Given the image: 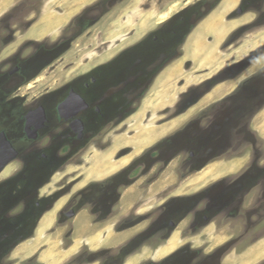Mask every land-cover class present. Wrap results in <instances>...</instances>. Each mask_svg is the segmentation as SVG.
I'll return each mask as SVG.
<instances>
[{
    "label": "flooded vegetation",
    "instance_id": "obj_1",
    "mask_svg": "<svg viewBox=\"0 0 264 264\" xmlns=\"http://www.w3.org/2000/svg\"><path fill=\"white\" fill-rule=\"evenodd\" d=\"M194 2L184 3L174 14L157 22L156 27L147 30L127 47L114 55L109 53L103 62L86 69L78 68L71 78L58 85L36 83L32 59L42 51L51 54L44 41L30 39L28 44L33 51L24 59L18 51V55L14 53L0 60V264L19 245L32 239L42 216L61 198L68 196L58 218L64 215L74 219L80 211L88 210L89 194L92 196L96 188L108 184V190L101 197L104 201L95 199L92 204V209L101 206L100 211L90 214L94 218L97 213L102 215L96 223L103 225L120 215L116 213L115 205H121L128 193L134 196L132 187L142 177L145 179L141 190L149 192L154 188L156 201L164 194L169 195L159 205L161 216L150 227L138 230L131 226L132 218L142 215L136 210L118 220L113 231H152L154 234L150 239L155 237L157 242H164L156 252L167 246L174 231H179V225L184 221L185 227L180 231L186 232H183L182 242L177 248L158 258L146 259L141 264H223L228 252L235 249L244 237L228 239L213 247L206 246V243L195 247L191 239L204 231H264L263 164L245 162L235 173L210 181L191 193L174 194L176 186L189 176L223 161L219 157L227 150V131L240 125L241 116L245 117L249 104L260 93L253 88V91L247 90V83L240 91L244 96L241 106L230 115L221 114L224 110L219 109L222 112L212 117L209 113L214 107H211L187 119L159 141H154L103 181H90L72 193V188L82 178L72 182L79 175L70 178L65 174L56 190L44 191L46 187L50 188L57 171L65 170L68 163L84 155L89 147H98L100 140L110 136L114 140L123 134L121 131L111 133L117 128L128 127L127 122L139 112L150 90L161 82L170 66L183 57L189 36L218 5L211 8L209 0L197 5ZM203 7L211 9L203 15ZM259 9H255L256 13ZM185 10L193 11V16L188 18L180 14ZM238 10V14L243 13L241 7ZM172 17L176 18L174 22L170 21ZM233 34L227 37L226 42L234 38ZM13 37L7 35L2 38V52L12 43ZM60 42L50 48H57ZM225 44L227 47L231 43ZM182 95L175 105L177 116L168 118L167 122L184 114L188 109H185L186 105L192 107L200 99L194 98L190 103L186 101L181 112ZM263 100L264 97L260 102ZM233 113H237L233 116L235 121L231 117ZM162 125L164 122L157 124ZM123 150L126 151L116 162L133 152L125 148L117 154ZM234 158L244 159V154L239 153ZM170 167L177 176L173 183L167 182L168 178L162 179ZM122 187L124 192L118 193ZM139 191L135 190V196L140 195ZM111 202H114L111 211L105 213ZM28 231L32 233L28 235ZM136 240L140 241L141 237ZM259 240L260 237L255 239L256 242ZM82 256H79V262L84 264ZM103 260L98 262L105 264L109 259ZM255 264H264V259Z\"/></svg>",
    "mask_w": 264,
    "mask_h": 264
},
{
    "label": "rangeland",
    "instance_id": "obj_2",
    "mask_svg": "<svg viewBox=\"0 0 264 264\" xmlns=\"http://www.w3.org/2000/svg\"><path fill=\"white\" fill-rule=\"evenodd\" d=\"M202 1L207 0H0V41L7 35L14 36L12 43L3 52L0 50L2 52L0 60L14 53L18 55V51L20 57L24 59L33 51L29 47L30 39L27 38V33L32 27L42 24L38 26L42 33L35 40L44 41L45 45H48L46 50L51 51V54L42 51L40 52L43 53L42 55L38 53V56L32 59L34 76L37 85L47 83L58 85L63 80L71 78L78 68H89L96 63L105 61L109 53L114 55L127 47L144 35L147 30L153 26L156 27L157 22L163 21L174 14L184 3L194 2L197 5ZM209 1L211 2L209 7L213 8L218 4L217 9L223 0L220 3L219 0ZM240 1L238 0L237 5L231 13L225 16L226 18L223 17L224 19L222 18L218 24H212L208 27L210 31L202 39L201 48L195 61H187L182 64L184 76L176 83V86L178 88L182 87L183 90L177 95L173 105L162 112L155 113V117L157 120L160 119L159 121H145V119L149 120L153 117L152 113L148 112L142 122V126L145 128H153L152 134H158L157 142L187 119L199 115L202 111L209 110L211 107H214L212 112L209 111L212 117L223 110L221 114L225 112V114L230 115V112L236 111V108L241 106L242 100H244V96L240 92L243 85L249 84L247 90L250 88L251 91H260L249 104L245 117L241 116L240 125L227 131V138L229 139L226 146L227 150L219 157L223 161L210 165L199 174L189 176L187 180L176 186L175 195L191 193L210 181L217 180L227 174H233L245 162L252 161L264 165V100L260 102L264 97L262 94L264 92V75L260 76L264 73V0H244L243 4H240ZM209 7H203L201 13L206 14L211 9ZM240 7L243 9L242 14H238L240 13L238 10ZM257 8H260L258 13L255 10ZM180 14H185L186 17L190 18L193 16V11L185 10ZM175 19V17H172L170 21L174 22ZM257 19L259 22H257ZM38 22L42 23L38 24ZM45 22L46 24H44ZM42 29H45V32ZM232 33H234V38L226 42L227 37ZM58 41L61 42L57 48H50ZM225 43L231 44L225 47ZM236 74L240 75L234 79H229L234 75L236 76ZM164 78L161 82L158 80L159 83L150 90L143 103L152 102L155 97L157 98L156 88L160 89L161 85L167 80ZM170 81V79L167 80L168 85L171 84ZM180 95H182L181 106L186 101L192 102L194 98L196 100L197 98L200 99L196 103L193 102L192 107H188L189 104L186 105L185 109H188L185 110L186 112L184 111V114L167 122L168 118L177 116L174 111ZM225 97L228 98L225 99ZM141 107L139 111H141ZM219 109H222V111ZM183 110L184 106H182L181 112ZM235 114L237 113L231 115L233 121H235L233 119ZM160 122H164V125L157 126ZM128 123L132 124L130 120L127 125ZM124 127L117 128L111 134L121 131L123 133L121 135L133 136L131 133H126L129 131V125ZM113 138L110 136L100 140L98 147L97 145L89 147L84 155L76 157L68 163L65 170L57 171L50 188L46 187L44 191L47 193L49 190H56L65 174L71 178L81 174L82 169H88L85 161H88L95 154L102 155L110 150ZM128 149L130 147H127ZM124 151L126 150L114 156L115 163ZM239 153L244 154V159L234 158ZM144 179L145 177H142L139 179V183L135 185L136 187H132L134 196H130V193H128L122 200L121 205L119 203L115 205L116 213H120V215L113 221L100 225L101 223L96 222L102 215L97 213L96 218L90 215L91 212L100 211L101 206L92 209V204L95 199L104 201L101 197L109 188V185L106 184L103 187L96 188L92 196L89 194L88 203L86 204L88 210L80 211L74 219H68L64 215L58 218L60 212L56 214L52 228L45 232L48 237L44 236V233L42 247L40 246L31 257L17 259L14 253L19 248L17 247L3 259L2 263L43 264L41 261L45 253L48 252L47 250H54L53 252H57L56 255H59L56 264H81L79 262L80 255H83L84 264H100L99 259H104L103 261L109 259L105 264H141L146 259H155L169 253L182 242L181 237L183 232L186 231L180 230L185 227L186 221L179 225V231H174L167 246L158 252L155 251L156 248L164 242H157L155 237L150 239L154 234L152 231H113V227L118 220L136 210L139 211L138 214L142 215L137 216L135 219L132 218L131 226L138 228V230L150 227L154 220L161 216L162 211L159 205L169 195L164 194L161 199L156 201L154 188H151L149 192L141 190V183ZM162 179H167V182L173 183L177 180L176 171H173L170 167L165 171ZM76 181H79V178L72 182ZM195 187L197 188L194 189ZM135 190H141L142 193L139 191L140 195L135 196ZM123 192L124 187L118 191L121 194ZM66 197L68 200V196ZM113 204L114 202H111L105 208V213L111 211ZM104 205L106 206V204ZM79 221L85 224L88 231L77 237L76 225ZM101 228H105V231H100ZM235 228L240 229V226L235 225ZM96 232L99 233L95 237L83 243L87 237ZM31 233L32 231H28V235ZM203 233L191 239L194 241L193 245L195 247L204 243L207 244L206 246L213 247L226 242L228 239L244 237L235 245V249L228 252L226 257L230 263L240 262L242 264H244L243 254L258 244L255 239L264 238V231H204ZM49 234L54 235L55 239L53 241H50ZM137 237H141V240L137 241ZM74 242L80 243L77 253H73L69 259L62 258L61 254L63 253L60 254V252L65 251ZM149 244L154 245L150 246Z\"/></svg>",
    "mask_w": 264,
    "mask_h": 264
},
{
    "label": "bare ground",
    "instance_id": "obj_3",
    "mask_svg": "<svg viewBox=\"0 0 264 264\" xmlns=\"http://www.w3.org/2000/svg\"><path fill=\"white\" fill-rule=\"evenodd\" d=\"M238 0H223L221 5L209 16L207 17L200 25L194 30L191 37L189 38L184 56L172 66L168 72L165 74L167 80H171V84L168 85L167 80L161 85L160 89L157 90V98L152 102H146L133 119H131L132 124L128 123L129 131L126 133H131L133 136L129 137L127 134L116 137L113 140V146L105 154L97 155L95 154L87 162L88 169H82V173L79 174L78 178H82L83 181L77 183L73 189L72 193L83 188L90 181H99L105 179L109 175L115 173L122 166L126 165L135 155L140 153L143 149L152 144L156 139L158 140V134H152L151 131L153 128H145L142 126L144 121L145 114L151 112L153 115L152 121H156V112H162L165 109L170 108L177 95H179L183 88H178L176 83L183 79L184 74L182 73V64L185 62H194L198 52L200 51V44L202 39L209 33V28L212 24L216 25L220 20L227 16L237 5ZM78 4V3H77ZM226 18V17H225ZM224 19V18H223ZM45 20V19H44ZM42 22H38L41 24ZM56 24V21L54 22ZM46 24V22L44 23ZM42 25V24H41ZM32 27L27 33V38L35 40L42 33L41 29L39 30L38 26ZM43 30V29H42ZM45 32V29L43 30ZM36 41V40H35ZM38 41V40H37ZM195 49V50H194ZM194 52V53H193ZM204 60V59H203ZM201 62H203L201 60ZM198 68V67H197ZM189 80V79H188ZM222 93V92H221ZM218 96V95H217ZM221 98V97H220ZM193 112V111H192ZM189 118V116H188ZM178 122V121H177ZM151 123V122H150ZM176 126V125H175ZM173 128V127H172ZM170 130V129H169ZM162 138V137H161ZM160 139V138H159ZM130 147L133 152L128 156L117 163L113 160L114 156L119 150ZM121 164V165H117ZM67 201V197L61 198L58 200L53 208L45 212V214L40 219L39 225L35 232V237L30 241H25L19 248L14 252L15 257L20 258H29L31 257L37 249L42 245V236L46 231L52 228L54 223V218L64 207ZM15 250V249H14ZM243 263L244 264H255L262 256H264V241L254 247L250 248L245 254H243ZM223 264H242L240 262L230 263L227 259L224 260Z\"/></svg>",
    "mask_w": 264,
    "mask_h": 264
},
{
    "label": "crops",
    "instance_id": "obj_4",
    "mask_svg": "<svg viewBox=\"0 0 264 264\" xmlns=\"http://www.w3.org/2000/svg\"><path fill=\"white\" fill-rule=\"evenodd\" d=\"M261 129H262V128H261ZM263 129H264V128H263ZM39 222H40V221H39ZM38 225H39V224H38ZM37 227H38V226H37ZM76 229H77V230H76V231H77V237L82 236L83 232L88 231V230L86 229V227H85V224H84L82 221H79V222L77 223V225H76ZM104 231H105V229H104ZM97 233H99V232H96V233L90 235L89 237H87L83 243H85L87 240H90V239H92L93 237H95V235H96ZM34 235H35V234H34ZM44 236H47V237H48V234L45 233ZM49 237L51 238L50 241H53V240L55 239V238H54V235H52V234H49ZM263 237H264V236H263ZM263 241H264V238H260V240H259L257 243L260 244V243L263 242ZM258 244H257V245H258ZM79 245H80L79 242H74V244L71 245L70 247H68L65 251L60 252V254L63 253V254H61V255H62V258H65V259H69V258H71L73 253H74V254L77 253V251H78V249H79ZM41 247H42V246H41ZM56 247H57V246H56ZM47 251H48V252L45 253V256H44V258H43V260H42L41 262H43V264H56V263L58 262L57 257L59 256V255H56L57 252L54 253V252H53L54 250H47ZM52 252H53V255H52ZM50 253H51V254H50ZM58 254H59V253H58ZM64 256H65V257H64ZM73 256H74V255H73ZM263 259H264V256H262L258 261H262Z\"/></svg>",
    "mask_w": 264,
    "mask_h": 264
},
{
    "label": "water",
    "instance_id": "obj_5",
    "mask_svg": "<svg viewBox=\"0 0 264 264\" xmlns=\"http://www.w3.org/2000/svg\"><path fill=\"white\" fill-rule=\"evenodd\" d=\"M35 235H33V237H34ZM33 237H32V239H33Z\"/></svg>",
    "mask_w": 264,
    "mask_h": 264
}]
</instances>
